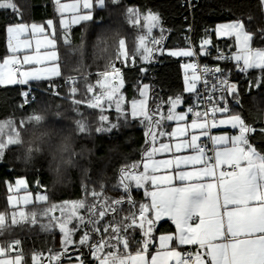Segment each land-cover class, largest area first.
Listing matches in <instances>:
<instances>
[{
    "label": "snow or ice",
    "instance_id": "1",
    "mask_svg": "<svg viewBox=\"0 0 264 264\" xmlns=\"http://www.w3.org/2000/svg\"><path fill=\"white\" fill-rule=\"evenodd\" d=\"M59 5V0H57ZM99 4V0H97ZM190 8L195 7L189 3ZM82 7L88 9L86 14H74L71 19H61L60 25L68 32L70 27L81 21L93 19L92 0H83ZM260 7L264 12V0ZM0 9H10L19 13L18 6L13 0H0ZM80 4L59 5L58 11L71 10L78 13ZM128 13H135V24H141V15L129 7ZM253 17L249 16L247 22L251 23ZM144 29L148 34L159 28L161 21L158 14L148 12L143 16ZM49 28H53V22H47ZM160 39H148L142 36V60L153 62L155 52L163 53V28ZM189 30L190 26H189ZM217 38H234L235 52L226 54L224 50L216 47L218 62L232 61L239 72L249 69L264 70V49L252 47L255 35L264 39V27L258 28V32L249 31L244 19L217 25L215 28ZM45 28L41 25L19 24L9 26V51L11 56L6 57L0 64V86L20 85L28 86L33 81L51 80L61 75L56 49V39L45 37L35 41V54H24L22 59L17 55L21 51L32 48L29 39H22L29 33L32 36L43 34ZM14 41V43H13ZM123 41L121 44L123 45ZM41 47L51 49L41 54ZM215 47L211 37L206 36L200 41L199 51L188 40V47L177 50H168V55L182 58H193L191 62L183 64L185 92L194 94L196 104L189 106L185 112H177L176 109L183 103L182 95L169 97L167 101H160L153 107L148 106V96L152 91L149 84L141 83L138 87L141 99L131 102L130 116L139 119L145 125L149 147L144 152L143 160L133 163L130 167L120 169V179L117 189L122 195L117 197L103 196L101 193L92 192L94 202L87 204L85 200L64 201L62 204H54L49 212L54 221L52 229L56 228L62 234V249L59 252H51L48 260L55 264H61V258L65 257L67 264H86L83 258L85 253L82 248L88 249L98 264H103L100 253L105 248L122 245L128 249L134 241L136 234L141 236L137 241L138 251L135 255H128L127 264H264V155H260L249 143L248 134L255 129L245 123L241 116H229L226 119H217V113L229 111V98L239 104L238 85L230 79L231 70L221 67L217 63L214 67L201 66L198 63L200 56H211L210 49ZM127 60V55L122 56ZM49 62H51L49 66ZM24 66H29L24 68ZM39 66V67H37ZM15 69V71L13 70ZM141 73L147 72L141 68ZM214 78L209 83L208 77ZM124 78L119 68L114 65L109 70L98 73V79L94 86L90 87V93L95 88L99 92L92 95L93 103L89 107L100 109V122L103 127L96 129L97 133H112L121 125L118 122H110L104 115L105 102L108 108L114 106L117 121H128L129 113L123 107L124 96L120 89L124 87ZM203 84L204 97L198 91V85ZM49 87H55L50 85ZM257 87H259L257 85ZM59 95V93H54ZM22 104L29 105L35 96L26 89L21 92ZM264 103V95L256 98ZM203 103L204 111L195 110ZM168 105L167 113L163 112L164 105ZM222 105V106H221ZM193 119L190 124L178 126L171 133L165 131V123L168 121L184 122L188 114ZM230 125L238 129V135H213L212 129ZM191 130V133L189 132ZM81 132L86 129L80 124ZM264 132V128L261 129ZM189 137L171 145L157 142L164 136L169 138ZM207 138V143L201 142V138ZM3 146L0 145V148ZM190 154H179L182 152ZM161 153H172L168 159H156ZM143 171H138L141 167ZM164 174H160V173ZM150 186V187H149ZM25 179H17L15 185L9 184L12 191L19 192L26 188ZM133 188L144 190L147 202H137L133 197ZM28 195L15 199L9 196V204L16 208L17 204L29 202ZM38 198L45 199L46 195ZM129 209L125 212L124 205ZM86 209V214L81 215L80 210ZM59 212V216L54 215ZM170 220L175 226V234H162L158 237L159 250L148 256L150 245L153 244L154 232L157 223L162 219ZM7 215H0V231L6 226ZM24 221L23 212H13L11 223L17 224ZM75 222V223H74ZM35 224V221H31ZM40 227L47 231L49 225L41 224ZM82 232L78 241L73 237L76 232ZM95 234L96 239H93ZM173 241L178 246H196L195 251L181 252L173 247ZM19 241L9 245L8 251L17 249ZM72 251H69V249ZM5 249L0 247V257H4ZM42 254L34 255L33 264H40ZM19 260V257H17ZM0 264H12L11 259L0 258ZM125 264V262H121Z\"/></svg>",
    "mask_w": 264,
    "mask_h": 264
},
{
    "label": "trees",
    "instance_id": "2",
    "mask_svg": "<svg viewBox=\"0 0 264 264\" xmlns=\"http://www.w3.org/2000/svg\"><path fill=\"white\" fill-rule=\"evenodd\" d=\"M13 2L18 6V14L10 9H0V59L8 55L7 27L46 24L53 20L61 77L54 82L56 90L50 89L47 82L0 88V145L3 146L0 148V214L11 211L7 197L8 184L17 178H26L35 192H38L39 182L48 197L45 204L49 207L76 200L91 204L94 202L93 191L107 197L122 195V191L117 189L120 169L141 162L149 147L145 135L147 128L139 119L130 116L131 102L141 99L137 90L140 84L151 86L149 108L177 95H182L185 109L196 104L194 94L185 92L183 63L166 54L168 50L188 47L186 27L192 25L197 49L200 41L209 36L205 32L222 23L244 19L252 32L264 27L261 0H191V4L195 5L192 8L188 6L187 0H104V6L94 8L93 19L70 27L67 33L59 24L61 15L54 0ZM129 7L140 13L139 26L135 24L136 14L128 13ZM148 12L158 14L161 21L160 27L153 29L151 34L143 27V16ZM249 16L253 17L251 23L247 22ZM160 28L164 29V39L162 45L156 47L162 46L165 51L155 52L153 62H145L141 58L142 48L139 47L141 37L160 39ZM212 39L223 47L232 43L219 41L214 36ZM253 45L254 48H264V39L255 35ZM125 54L128 57L126 61L122 57ZM106 55L111 57L107 63L102 59ZM111 65L122 70L125 83L120 93L124 96L123 107L129 113L128 121H117L118 114L114 106L108 108L105 102L103 114L109 117L110 122H118L121 126L112 133H97L96 129L105 125L99 119L100 109L89 107L93 103L90 87L96 84L98 73L108 70ZM141 68H146L147 72L141 73ZM226 69L231 70L230 79L237 83L239 91L240 103L232 100L231 114H239L246 124L255 129L249 133V143L260 155H264V132H261L264 128V103L256 99L264 95V70L242 73L231 65L226 66ZM26 89L35 96V102L20 107L21 92ZM95 89L99 90L98 87ZM40 111L47 115L43 122L45 127L62 125L76 130V143L72 149L75 163L69 173L50 167L46 153L41 155L31 152L29 155L32 141L27 128L32 127V121L40 122L41 117L37 115ZM167 111L168 105L165 104L163 112ZM81 123L86 129L84 132L80 130ZM171 125V122H166L165 131L168 132ZM141 170L142 164L138 171ZM132 194L137 202H147L143 189L133 188ZM124 209L127 212L129 206L125 204ZM80 214L85 215L86 209H81ZM45 220L51 225L49 230H43L39 223L21 225L18 234L6 239L7 243L4 242L5 245L15 239L20 242V254L24 256L25 264H33L32 258L38 254H42L43 261H49L50 250L59 252L62 249V234L58 229H52L54 221L51 215ZM172 231V224L160 222L154 237ZM81 235L82 232H76L75 241ZM93 239H96L95 234ZM140 240L141 236L136 234L128 249L117 246L113 241V246L105 248L102 254L111 257L136 253L139 250L136 242ZM80 251L85 253L83 258L89 262L88 249L82 248ZM61 262H67L66 258L62 257ZM92 262L90 264H95V261Z\"/></svg>",
    "mask_w": 264,
    "mask_h": 264
},
{
    "label": "rangeland",
    "instance_id": "3",
    "mask_svg": "<svg viewBox=\"0 0 264 264\" xmlns=\"http://www.w3.org/2000/svg\"><path fill=\"white\" fill-rule=\"evenodd\" d=\"M78 2L80 4V9H79L78 13H73L71 10H68V11H64L63 14H61V12L58 11V13L61 15L60 19H59V24H60V20L61 19H69L70 20L72 15H74V14H86L89 11L88 9H84L82 7L83 0H73V1H70L69 3H60L59 5L73 4V3H78ZM92 3H93V8L91 10L92 13H93V10H94V8L96 6L97 7H102V6L105 5L104 0H99V4H101L102 6H99L97 4V1H95V0H92ZM56 4H57V0H56ZM59 5H57V10H58ZM89 20H91V19H89ZM89 20H86V21H89ZM51 21L53 22V28H49V29H51V33H52V34L50 33V35L53 36L54 31H55V25H54V21L53 20H51ZM86 21H81L79 24H81L83 22H86ZM38 25L43 26L45 24H38ZM76 25H78V24L72 25L71 27L76 26ZM29 34L31 35V33H29ZM52 36H50V37L53 38ZM22 39H25V38L22 37ZM26 39H29V38H26ZM37 39L41 40L40 37L38 38V37H35V36L30 38L29 40L35 42ZM144 39L145 40L148 39L149 46H151V43H150L151 39L149 37L148 38H144ZM13 43H14V41H13ZM141 44H142V41L139 44L140 48H141ZM2 63H3V61H0V64H2ZM25 68H28V67L25 66ZM109 69H110V67H109ZM94 92L98 93L99 90L96 91V89H95ZM148 98H149V96H148ZM186 110H187V108L186 109L183 108L182 104L180 106H178L177 109H176L177 112H185ZM186 121H188V118H187ZM169 122L176 123V121H169ZM179 125L180 124H177L176 127L179 126ZM17 179H21V178H17ZM22 179H25L27 187L26 188H22L19 192H15V191L10 190L9 184L14 186L15 182H16V180H14L13 182L8 184V195H7V197L13 196L15 199H19L22 196L28 195V196H30L29 197V202L26 205L23 204V202H20L19 204H17L16 208H13L9 204V200H8V205L11 208V211L9 213H7V214H0V215H7V217H8V220H6V226L3 228L2 231H0V247L5 249V255L4 256H7V254H11L10 258L15 260V261L11 260L13 264H19V263L23 262L24 256L22 254H20V251L22 250V248H21V246H19L18 250L17 249H13L12 251H8L9 245L11 243L15 242V241H18V240L15 239V240L11 241L9 244L5 245L7 243L6 239H10L11 237L16 236L18 234V228H20L21 225H26V226L33 225V223H31V221H35V223H39V224H46V225H49V227L51 226L49 224V222L45 220L47 218V216L51 215V213L49 212V209L51 207H49L48 205L45 204V202L48 200V197L46 196L45 199L38 198L39 195H46V194H44V193H42L40 191H38V192L32 191L31 188H30L28 180L26 178H22ZM60 204H62V203H60ZM13 212H23L24 221L20 222V223H17V224H12L11 223V214ZM54 214L56 216H59V212L58 211L55 212ZM73 239L75 241V236L73 237ZM4 242H6V243H4ZM17 257H19V260H17ZM0 258H2V257H0Z\"/></svg>",
    "mask_w": 264,
    "mask_h": 264
},
{
    "label": "crops",
    "instance_id": "4",
    "mask_svg": "<svg viewBox=\"0 0 264 264\" xmlns=\"http://www.w3.org/2000/svg\"><path fill=\"white\" fill-rule=\"evenodd\" d=\"M55 1V3H56V0H54ZM60 2H59V4L60 3H69L70 1H73V0H59ZM56 5H58V4H56ZM226 23H229V22H226ZM222 24H224V23H222ZM19 25V24H18ZM38 25V24H37ZM220 25V24H219ZM12 26H14V25H12ZM44 26V28H45V32L43 33V34H36L35 35V37H40L41 38V40H43L45 37H47V38H49V39H51V37L50 36H52V35H50V33H51V29H49V27H48V23L46 22V24L45 25H43ZM8 28V27H7ZM216 28V27H215ZM215 28H214V30H215ZM6 34H7V51H8V55L6 56V57H8V56H11L12 55V53L9 51V34L7 33V30H6ZM52 34V33H51ZM54 34H55V31H54ZM54 34H53V38H54ZM213 36L215 37V39H217V40H219V41H232V43L230 44V45H228L227 47H225V48H227L229 51H231V52H235L236 51V49H235V41H234V38H217V36H216V34H215V31H214V34H213ZM33 36H31L30 34H28L26 37H23V38H32ZM31 43H32V48L31 49H28V50H25V51H21L20 53H17V55L22 59V55H24V54H32V55H34L35 54V47H36V45H35V42L34 41H31ZM252 47L254 48V45H253V41H252ZM254 49H256V48H254ZM259 49H264V48H259ZM46 50H51V49H45L44 47H41V54L44 52V51H46ZM56 51H57V43H56V49H55ZM174 50H177V49H174ZM57 53H58V51H57ZM166 54L168 55V51H166ZM170 56V55H169ZM5 57V58H6ZM171 57H173V58H177V59H179V60H182V59H187V58H182V57H174V56H171ZM5 58H3V59H0V61H3ZM58 59H59V57H58ZM190 59V58H189ZM57 63L59 64V62L57 61ZM50 64H51V62H49V66H50ZM26 67H29V66H26ZM37 67H39V66H37ZM60 67V66H59ZM24 68H25V66H24ZM252 70H258L259 72H261L262 70L261 69H249V70H247L246 71V73H248L249 71H252ZM61 72V71H60ZM61 77V75L59 76V77H53L51 80H57V79H59ZM49 80H46V81H33V82H30V84H33V83H41V82H48ZM15 86H19V87H22V86H20V85H9V86H0V88H7V87H15ZM221 116L218 118V119H226V118H228L229 116H231V115H233V116H240L239 114H236V113H221L220 114ZM187 118H188V121H184V122H179V126H183L184 124H190L191 123V120L193 119V116L191 115V113H189L188 114V116H187ZM187 120V119H186ZM178 124V122H176V123H172V125L169 127V130H168V133H171L174 129H176L177 127H176V125ZM189 132L191 133V130L189 129ZM212 134L213 135H229V136H233V135H238L239 134V130L238 129H233L230 125H225V126H221V127H218V128H215V129H213V131H212ZM186 138H189V137H181V136H179V134H177V136L176 137H173V138H169L168 136H164V137H162L158 142H157V147L159 146V143L160 142H163V143H169V144H171V145H174L175 143H177V142H180V141H182V140H184V139H186ZM248 140H249V134H248ZM201 142H203V143H207V138H205V137H202L201 138ZM179 154H181V155H183V154H190V152H182V153H179ZM172 153H161V154H158L157 156H156V159H168V158H171L172 157ZM141 171H143V168H142V170ZM160 174H164L163 172L162 173H160ZM150 187V186H149ZM164 221H167V222H169L170 224H172L173 225V227H174V231H172V232H167V233H163V234H175V231H176V229H175V226H174V224L170 221V220H168V219H162L161 221H159L157 224H159L160 222H164ZM160 235H162V234H160ZM160 235H158L157 237H156V239L154 240V242H153V244L152 245H150V247H149V250H148V256H149V259H150V256L152 255V254H155L158 250H159V241H158V237L160 236ZM172 246L173 247H177V245H176V242L175 241H173V243H172ZM195 247L196 246H187V245H184V246H178L177 247V250H179V251H181V252H186V251H188V250H191V251H195ZM10 255L11 254H7V256H4V257H2L3 259H5L6 261L7 260H9V259H11L10 258ZM128 255H135V253H132V254H126V255H119V256H105V255H101L102 256V258H103V264H121V262L123 261V262H125V264H127V261H128ZM11 260H13V261H15L14 259H11ZM94 261V260H93ZM92 262V260H90L89 262H86V264H90ZM93 263V262H92ZM13 264V263H12ZM19 264H25L24 263V261L23 262H21V263H19ZM40 264H55V262L54 261H52V262H50V261H47V259L45 260V261H43L42 259H41V257H40ZM61 264H67V262H61ZM95 264H98V261H95Z\"/></svg>",
    "mask_w": 264,
    "mask_h": 264
},
{
    "label": "clouds",
    "instance_id": "5",
    "mask_svg": "<svg viewBox=\"0 0 264 264\" xmlns=\"http://www.w3.org/2000/svg\"><path fill=\"white\" fill-rule=\"evenodd\" d=\"M103 62L107 63L111 57L104 56ZM41 117L40 122L32 121V127L27 128V134L32 141L29 145L30 152L47 154L48 164L54 169H59L65 173L73 168L75 161L72 157V149L76 143V130L69 129L62 125L55 127H45L43 122L47 119L44 111L37 113Z\"/></svg>",
    "mask_w": 264,
    "mask_h": 264
},
{
    "label": "built area",
    "instance_id": "6",
    "mask_svg": "<svg viewBox=\"0 0 264 264\" xmlns=\"http://www.w3.org/2000/svg\"><path fill=\"white\" fill-rule=\"evenodd\" d=\"M189 3H191V0H187V4L189 5ZM190 29L191 30H189V26L188 27H186V34H185V36H186V39L187 40H191V43L193 44V45H195V43H194V41H193V27H192V25H190ZM206 34H208L210 37H211V40H212V43H213V45L215 46V47H213V48H211L210 49V52H211V56H200L199 58H198V63L201 65V66H203V65H207V66H209V67H214L217 63H220V65H221V67H224V68H226V66H228V65H231V66H234L235 67V65H234V62H232V61H223V62H218V61H216L215 59H213V57H215L216 56V47H218V48H220V49H222V50H224L225 51V53L226 54H231L232 52L231 51H229L227 48H225V47H223V46H221V45H219V44H217V43H215L214 41H213V39H212V36H213V34H214V29L212 28V29H209V30H207L206 32H205ZM196 50L197 51H199V49H197L196 48ZM193 60V58H187V59H182L181 60V62L183 63V64H185V63H187V62H191ZM116 68H117V66H116ZM14 71H15V69H13ZM121 70V69H120ZM237 70V69H236ZM238 71V70H237ZM121 72H122V70H121ZM243 73H246V72H243ZM70 79V78H69ZM208 80H209V83L211 84V83H213L214 82V78L213 77H211V76H209L208 77ZM56 80H50V81H48L47 83L49 84V86L50 85H55L54 84V82H55ZM50 89H54V90H56V86L53 88V87H49ZM203 89H204V86H203V84H199L198 85V91H201L202 93H203V96L204 97H206L207 96V93L206 92H203ZM95 93H97V92H94L93 94H95ZM92 94V95H93ZM33 102H35V100H33L31 103H33ZM222 106V105H221ZM228 108H229V111L227 112V113H231L232 112V110H233V104H232V98H229V101H228ZM204 109H205V105L203 104V103H201L200 104V106L198 107V108H196L195 110H198V111H204ZM221 113H217V119L221 116L220 115ZM225 114V113H224ZM192 115V114H191ZM212 131H213V129L211 130V133H212ZM208 142V141H207ZM188 251H191V250H188ZM187 252V251H186ZM103 253V252H102ZM102 253H100V255H102ZM90 260H94V261H96L95 259H94V257H92L91 255H90Z\"/></svg>",
    "mask_w": 264,
    "mask_h": 264
},
{
    "label": "water",
    "instance_id": "7",
    "mask_svg": "<svg viewBox=\"0 0 264 264\" xmlns=\"http://www.w3.org/2000/svg\"><path fill=\"white\" fill-rule=\"evenodd\" d=\"M37 189H38V191H40V192H44V190L41 188V186H40V183L38 182L37 183Z\"/></svg>",
    "mask_w": 264,
    "mask_h": 264
}]
</instances>
